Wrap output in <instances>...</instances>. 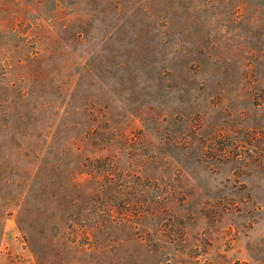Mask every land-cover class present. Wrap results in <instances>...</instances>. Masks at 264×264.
I'll return each mask as SVG.
<instances>
[{
	"label": "rangeland",
	"instance_id": "374dc122",
	"mask_svg": "<svg viewBox=\"0 0 264 264\" xmlns=\"http://www.w3.org/2000/svg\"><path fill=\"white\" fill-rule=\"evenodd\" d=\"M0 264H264V0H0Z\"/></svg>",
	"mask_w": 264,
	"mask_h": 264
}]
</instances>
